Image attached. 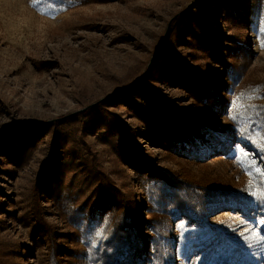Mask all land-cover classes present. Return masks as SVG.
<instances>
[{
	"label": "rangeland",
	"instance_id": "obj_1",
	"mask_svg": "<svg viewBox=\"0 0 264 264\" xmlns=\"http://www.w3.org/2000/svg\"><path fill=\"white\" fill-rule=\"evenodd\" d=\"M4 128L0 264H264V0H0Z\"/></svg>",
	"mask_w": 264,
	"mask_h": 264
},
{
	"label": "trees",
	"instance_id": "obj_2",
	"mask_svg": "<svg viewBox=\"0 0 264 264\" xmlns=\"http://www.w3.org/2000/svg\"><path fill=\"white\" fill-rule=\"evenodd\" d=\"M127 136L137 145L136 134L129 128L125 127ZM223 145V143H222ZM220 145V146H222ZM141 156L136 151H131V157ZM145 162L149 163L147 157L143 158ZM96 180L98 181V191L100 194L107 197L109 200L114 199L118 201L121 199V191L115 186L113 182L103 171L97 170ZM181 196L180 194L172 191H167L166 196L171 202H173L179 209L185 210V207L189 201L186 199L191 197L190 193H185ZM75 220L74 222H78ZM36 224L49 230L47 223L39 216L36 219ZM143 249L141 242L138 240L136 234L133 232L130 225H126L122 221L117 220L113 225V231L108 235L107 239L96 248L91 249V264H137L140 257H143ZM147 262L150 261L149 256Z\"/></svg>",
	"mask_w": 264,
	"mask_h": 264
},
{
	"label": "water",
	"instance_id": "obj_3",
	"mask_svg": "<svg viewBox=\"0 0 264 264\" xmlns=\"http://www.w3.org/2000/svg\"><path fill=\"white\" fill-rule=\"evenodd\" d=\"M167 33H168V29H167V31L165 32V34H164V36H163V38L161 39V41H160V43H159V46L162 44V42L164 41V39H165V37H166V35H167ZM156 51H157V49L154 51V54H153V56L151 57V59H150V63H149V65H148V67L147 68H149V66H150V64L152 63V61H153V59H154V57H155V55H156ZM146 73H147V71H145L141 76H139L133 83H131L130 85H128L125 89H123V90H119V91H116V92H114V93H112V94H110L107 98H109V97H112V96H114V95H117V94H120V93H124V92H127L128 90H130V89H132L142 78H144L145 77V75H146ZM106 99V98H105ZM105 99H102V100H100L99 102H97V103H101V102H103ZM96 103V104H97ZM95 104H93L92 106H94ZM83 111V110H82ZM81 111H79L78 113H80ZM77 114V113H76ZM51 122V121H50ZM50 122H47V123H50ZM43 124V123H42ZM9 128H4V129H2V130H0V136L3 134V133H5L7 130H8Z\"/></svg>",
	"mask_w": 264,
	"mask_h": 264
},
{
	"label": "snow or ice",
	"instance_id": "obj_4",
	"mask_svg": "<svg viewBox=\"0 0 264 264\" xmlns=\"http://www.w3.org/2000/svg\"><path fill=\"white\" fill-rule=\"evenodd\" d=\"M252 195L255 196L256 193H252ZM260 196H261V197H264V192H261V193H260Z\"/></svg>",
	"mask_w": 264,
	"mask_h": 264
}]
</instances>
